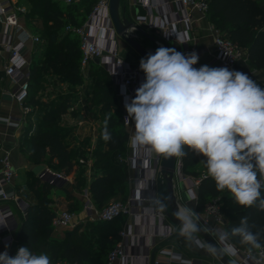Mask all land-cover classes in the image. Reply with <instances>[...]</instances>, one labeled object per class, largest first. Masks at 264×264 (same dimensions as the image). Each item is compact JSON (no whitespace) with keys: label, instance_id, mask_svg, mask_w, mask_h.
Returning a JSON list of instances; mask_svg holds the SVG:
<instances>
[{"label":"trees","instance_id":"trees-1","mask_svg":"<svg viewBox=\"0 0 264 264\" xmlns=\"http://www.w3.org/2000/svg\"><path fill=\"white\" fill-rule=\"evenodd\" d=\"M96 1L83 0L80 3L65 5L61 0H25L30 6L28 12L22 13L25 25L47 39L44 58L40 63L33 61L29 65L28 96L25 104L32 106L33 110L40 104V94L46 87L49 73L56 74L72 84L82 82L80 38L75 32L67 30V26L84 24ZM263 1L207 0L208 18L215 24L218 31L233 41L243 53L237 59L234 70L244 72L250 77L253 76L254 70L264 69ZM106 35L104 44L107 45L110 43L109 37L112 34L107 33ZM68 41L71 42L67 43ZM90 64L91 68H95L106 78L104 81L101 79L98 81L92 100L94 104H103L106 115L111 113L108 127L112 139L102 143L106 147L104 151H98V149L95 151V163L103 170L93 176L88 187L95 206L102 208L114 195L121 194L126 198L129 194L127 166L121 160L128 150L129 134L123 122L122 110L109 75L104 71L100 62L92 60ZM203 65L210 67L209 63L199 58L194 67L199 68ZM4 77V71L0 70V99ZM259 86L264 88V79L259 81ZM69 104L59 103L46 111L42 124L37 126L35 135L29 137L28 129L22 133L23 142L29 146L30 160L36 164L47 162L57 170L66 172L67 175L75 171V165L68 145L64 141V129L55 124L54 120L67 111ZM185 152L187 155L180 157L181 173L200 180L197 186L195 210L203 213L206 205L218 198L225 219L224 229L230 242L241 250L262 249L264 254V211L257 206L242 207L235 202L227 190L218 191L203 163L206 158L189 150L186 146ZM54 186L56 185L39 176L28 183L35 202L28 203L27 214L22 219L23 229L18 241L36 254L49 255L51 261L107 264L108 253L120 240V227L117 225V220L122 216L109 221H89L85 232L69 235L60 241L49 240L54 230L53 218L57 213L49 195ZM261 196L264 197V187L261 188ZM77 200L74 198L73 204H76L74 211H81L83 204ZM243 218H247L248 230L257 235L259 248L242 243L241 237L233 234L234 229L242 226ZM174 237L178 240L186 238L180 234V231ZM44 242H49L50 247L43 245Z\"/></svg>","mask_w":264,"mask_h":264},{"label":"clouds","instance_id":"clouds-1","mask_svg":"<svg viewBox=\"0 0 264 264\" xmlns=\"http://www.w3.org/2000/svg\"><path fill=\"white\" fill-rule=\"evenodd\" d=\"M176 39H183L174 33ZM199 56L172 47H158L141 58L139 68L145 80L134 98L125 97V109L134 121V147L168 157L187 155L185 146L202 155L208 175L218 191L227 190L242 207L257 206L264 211V88L244 72L227 67L195 68ZM111 113L103 121L102 138L112 139ZM190 200L195 199L189 193ZM161 211L166 205L157 201ZM181 221L180 234L195 240L199 231L195 213L184 207L175 213ZM246 219L233 230L241 242L259 248L257 235L248 230ZM221 242L227 234H220ZM213 255H236L225 243L222 249L200 244ZM0 264H52L49 255L35 254L21 246L15 255L0 253Z\"/></svg>","mask_w":264,"mask_h":264},{"label":"built area","instance_id":"built-area-1","mask_svg":"<svg viewBox=\"0 0 264 264\" xmlns=\"http://www.w3.org/2000/svg\"><path fill=\"white\" fill-rule=\"evenodd\" d=\"M65 4L71 5L80 3L83 0H62ZM177 12L173 17H162L156 22L149 23L150 28L164 29L167 34L176 39L174 33L179 34L183 39H177L184 43L183 53L188 54L197 51L188 44L189 35L194 15L193 10L196 9L201 13H206L208 9L207 0H176ZM163 2L160 6H165ZM151 8H157L159 5H151ZM20 12L23 9L14 3V0H0V24L6 28H12L16 37L10 36L0 42L8 53V62L4 67L5 76L10 79L14 88L3 90L2 97L6 96L10 101L21 105L23 112L30 110V105L25 104L28 96V80H29V52L30 44L38 42L40 38L34 35L22 22ZM141 20H146L142 17ZM67 30L75 32L80 38V48L82 51L81 66L88 65L92 60L98 58L100 62L107 67L109 74L119 83V95L125 104V97L130 99L134 97V93L130 90L136 85L140 78L144 76L139 64L128 62L119 55L115 42V28L113 26L110 15V0H97L94 4L88 19L84 24L79 26H67ZM111 33L109 37L110 43L104 44L106 34ZM214 45L216 46V55L209 62L210 67H227L234 70L235 63L239 57L243 55L241 49L230 39L224 37L219 31L215 33ZM198 54V53H197ZM123 122L126 126L130 125L132 119L128 117V113L122 115ZM0 122L8 127H20L23 117L10 115L1 118ZM2 147V138L0 132V149ZM133 148L136 150L137 147ZM162 154L153 151L149 156L142 157L139 154L130 155L121 158L129 167L141 173L136 175L139 188L149 182H156L161 175ZM80 162H84L80 159ZM145 163V168H140V163ZM0 245L2 249L0 253L7 251L9 255H15L19 246H17V234L19 232L22 219L27 214L28 202H26L18 193L16 178L17 171L12 163L10 152L5 151L0 157ZM182 163L180 157L177 161V174L179 179L188 184L189 193L195 194L197 201V186L199 178L191 177L181 173ZM53 174V175H51ZM39 177L53 184H58L63 180L66 181L67 176L61 173H55L45 168L39 173ZM83 211L89 221H109L121 215L130 216H152L158 218L163 223V228L149 234V237L157 241H165L174 237L176 230L169 224L165 211H161L157 201L159 198L155 191L149 196L140 193L131 196L127 200H114L102 208H97L92 200L91 194L86 189L83 193ZM160 201V200H159ZM149 202L150 206L139 209V205ZM15 206L17 211L12 208ZM75 215L70 210H61L56 213L53 218L54 228H64L74 225ZM200 224L208 231L215 233L217 236L226 234L224 229L225 219L221 212L218 198L210 201L202 213ZM128 233L121 232V240L110 250L107 256V264H128V262L137 255L131 254L127 250ZM200 244L209 245L204 239L196 238ZM217 241V240H216ZM218 242V241H217ZM223 248L225 243L232 245L236 249V255L229 257L235 264H264L263 250L257 251L241 250L235 247L227 237L225 242H218ZM16 248V249H15ZM206 248V247H201ZM212 260L187 259L174 250L161 249L160 253L154 257V264H220L216 255ZM144 257L150 259V253L144 254ZM52 262V261H51ZM52 264H76L71 262H57Z\"/></svg>","mask_w":264,"mask_h":264},{"label":"crops","instance_id":"crops-1","mask_svg":"<svg viewBox=\"0 0 264 264\" xmlns=\"http://www.w3.org/2000/svg\"><path fill=\"white\" fill-rule=\"evenodd\" d=\"M61 2L64 3L62 0ZM163 2H166V5L160 6ZM14 3L23 9V12H20V17H21V22L25 25L22 13L28 12L30 9V6L29 4L25 2V0H14ZM151 5H159V7L151 8L150 7ZM262 6L264 8V1L262 2ZM120 11L125 16L133 19L149 35L154 37L155 40H151L148 37L139 33L138 31L130 32V35L138 39L142 44H143V41L145 40L148 41V43L146 44L144 43L143 45L150 53L154 54L155 50L161 46L172 47V48H175L177 51H180L183 53L184 48H185L184 43L169 36L164 29L149 27V23L156 22L160 20L162 17H165V16L173 17L175 13L177 12L176 0H121ZM193 15H194L193 24H192L190 31L188 32V35H189L188 44L190 47L194 48L197 51L199 58L209 63L213 59V57L216 55V52H217L216 46L214 45V37L218 29L216 28L215 24L208 18L206 13H201L197 11L196 9H194ZM142 17H146V20L145 21L141 20ZM28 29L34 35L38 37L41 36L39 33L34 32L32 29L30 28ZM10 36H12L13 38L16 37L14 30L10 27L6 28L4 25L0 24V42L3 41L4 39L5 40L8 39ZM116 38L117 39L121 38V40L125 43V45L119 46L120 44L118 43ZM70 42L71 41H68L67 43H70ZM115 42L117 45L119 55L121 57H123L121 55L122 52H127L129 56L132 57L131 60H128L123 57L128 62L139 64L141 58H145L134 47H132L127 41H125L121 36H119L117 33L115 34ZM128 44L131 46V48L127 47ZM46 47H47V39H45L42 36L38 42L31 43L30 52H29V62L31 63V59L34 55V52L38 53V57H39L38 61L40 62L44 58ZM7 62H8V53L5 49H3L2 46H0V70L4 71V67L7 64ZM100 64L102 65L104 71L110 77L112 87L116 93L118 104L122 110V114L126 113L127 111L125 109L123 99L119 95V91H120L119 83L109 74L107 67H105L101 62ZM80 70H81L82 82L80 84H72L70 81L65 80V83L67 86L71 85L72 87L74 86L78 87V86H84L85 84L86 85L94 84L99 81L98 79L99 75L102 76V73L98 72L95 68H91L90 63L86 66H80ZM254 71H253V74L255 73ZM257 71L258 70H256V72ZM258 72L262 74L260 79H264V69H261ZM144 80H145V75L142 76L139 82L133 87H131L130 90H132L133 93L135 94V90L141 85L142 82H144ZM46 86H47V83H46ZM12 88H14V84H12L10 79L5 76L3 78L2 91L12 89ZM43 91L41 92V94H43ZM81 94L84 95V97H81V99L83 100V106L87 104L88 102H91V104L87 105L86 108L82 107V109L80 110V114H77L78 110L75 109L76 106L73 103L72 104L70 103L71 105L68 106L67 111L61 114V116L64 118V120H66L67 122L71 124L72 129L75 131L74 133L75 135L77 134L81 135V137L79 136V138L86 136L87 139H89V145L94 147L95 142H97L98 140V137L102 135L103 126H104L103 121L105 119L106 112L103 108V104H94L92 100L93 93L92 94L89 93V95H91L89 99L90 101L88 100L89 96L86 94L85 91H81ZM10 115L20 116V117L22 116L23 122L20 125V127H12V126L8 127L0 122V132H1V138H2V147L0 149V157L4 154L5 151H9L12 163L15 166L16 171H17L19 167L26 168L29 164V156L28 155L24 156L23 153H20V150H19L20 137H23L22 133L26 129H28L29 137L32 135H35L38 127L34 125L36 116H35L32 106H30V110L25 113L23 112L21 105H19L16 102L10 101L6 96H3L0 99V119L8 117ZM126 128H127L129 136H128V143H127L128 150L124 157L135 155V154H139L142 157L149 156L151 151L148 148L137 147L136 150L133 148L131 137L134 132V121L132 120L131 124L126 126ZM78 143L75 140L74 144H78ZM89 156L90 157H86V156L79 157V161L80 159L84 160V162H81V163L87 164L88 173H90V167H91L90 161L92 160V158H94L92 156V153ZM126 166H127V172H128L129 194L123 200H127L131 196H135L138 193L149 196L153 193V191H155L159 200L163 202L166 206H168L167 205V202H168L167 182L162 176H159L155 183L149 182L143 187H141L140 189H138L139 185L135 178L137 174L141 173V170L139 172V168L137 171L129 167L127 164ZM145 166L146 165L144 162L140 163V168L141 167L145 168ZM199 168L201 169L202 167L199 166ZM0 170H1V165H0ZM17 176H18V173H17ZM89 183L86 187L87 190L89 187ZM16 185H17V190H18L19 195L26 202L28 203L35 202V198L33 197L30 190H29L28 195H25V196L21 195V191L19 189L17 182H16ZM187 186H188L187 183L181 181V187L177 190V183L174 180V190H175V195L177 197V201L181 205L182 208L184 207L191 208L195 213V222L200 223L202 213H198L195 210L196 201L190 200L188 198L189 192L187 190ZM161 187H162V193H160ZM72 194L74 195V197L73 199H70L69 201H67L68 206L73 204L74 198H76V194L74 192H72ZM50 197L53 200L52 204L56 212L61 211V210H67V209L62 208V204H61L62 202H59L61 200L59 196H50ZM77 198L80 200V203L83 204V201H84L83 197L77 196ZM115 198H123V197L121 196V194H116L113 197H111L107 201V203L116 200ZM148 206H150L149 202H144L142 205H139L138 208L144 209ZM71 212H73L75 215L74 225L69 226V227H64V228H54L49 240L60 241L64 238H67L69 235L80 234L87 230V228L85 227L87 223L89 222V220L88 218H86V214L83 211V208L81 211L73 210ZM121 216L122 218L117 220V225L120 227L119 228L120 229V232H119L120 240H121V232L126 231L128 233L127 250L129 253L137 255V256H134L128 262V264H151L152 254L154 253V257H156L160 253L161 249L177 251L182 255L183 258H187V259L193 258V259H201L204 261L214 259L212 254L208 252L206 248H201V246L195 242L197 241L196 233L194 235L195 240H189V239L187 240L186 238L178 240L175 237H171V238L166 239L165 241L156 242L155 239L149 237V234L156 232L158 230H161L163 228L162 226L163 223L160 219L152 217V216H135V217L130 216V215H121ZM169 224L175 228L176 233L180 231L181 227L175 225L171 220L169 221ZM209 233L215 239L216 234L210 231ZM17 246L21 247L24 245L21 244L17 240ZM1 249H2V245H0V250ZM147 253H150V259L144 257V254H147ZM52 262L62 263V262H67V261L58 260V261H52Z\"/></svg>","mask_w":264,"mask_h":264},{"label":"rangeland","instance_id":"rangeland-1","mask_svg":"<svg viewBox=\"0 0 264 264\" xmlns=\"http://www.w3.org/2000/svg\"><path fill=\"white\" fill-rule=\"evenodd\" d=\"M41 38V36H39ZM117 39V38H116ZM118 43L120 44L119 46L125 45V43L121 40V38L117 39ZM41 43V42H40ZM148 43V41H143V44ZM37 46V45H36ZM35 46V48H36ZM127 47L131 48V46L128 44ZM121 49V47H120ZM124 58L131 60V56L127 52H122L121 54ZM34 57V58H33ZM31 62L35 61L36 63H40L38 61V53L34 52ZM259 71V70H258ZM254 71L255 73L253 76L250 78L253 79L258 85L259 81L262 80L260 79L261 73ZM99 80L101 79L104 81L105 75H99ZM98 82L94 84H85L84 86H74L72 87L71 85L67 86L65 83L64 78H61L60 76L49 73L47 75V86L45 87L43 94L40 95L39 101L40 104L39 106L35 107L33 110L36 118L34 125L39 126L42 124V119L43 115L46 111H49L52 109V107L56 106L59 103H62V105H65L66 103H73L78 110L77 114H80V110L82 107L86 108L87 105H90L91 102H88L83 106V100L81 97H84L83 94H81V91H85L86 94L89 96L88 100L90 99L91 95L89 93H93L94 89L97 88ZM93 95V94H92ZM90 101V100H89ZM69 104V105H71ZM76 110V111H77ZM55 124L60 125L64 129V141L68 145V148L71 152V157L74 161L75 165V171L72 174L67 175L66 172L64 171H59L57 170L56 167L50 165L49 163H40L36 164L32 160L29 159V164L25 168L19 167L17 169V184L19 186V189L21 191V195H28L29 193V188H28V183L32 180L35 179L36 177L39 176V174L34 173V168L37 165H44L45 168H48L50 171L55 172V173H61L65 176H67V180L64 182H59L58 184H55L51 191H50V196H59L61 200L59 202H62V208L73 211L76 208V204H71L70 206L67 205V201L70 199H73L74 195L72 192L76 194V198L78 197H83V193L85 192V189L90 181L91 178H93L94 175L97 173H100L103 168L102 167H97V164L95 163L96 156H95V151L98 149V151H104L106 147L102 144L104 142L102 135L98 137L97 142H95V146L92 147L89 145V139H87L86 136H83L82 138L81 135H75V131L72 129L71 124L64 120V118L60 115L59 117H56L54 120ZM24 137H20V143H19V150L20 153H23L24 156L28 155V144L24 143L23 140ZM75 140L77 141L78 144H74ZM90 148V149H89ZM92 153V160L90 161V173H88L87 169V164L81 163L79 161L80 156H86L90 157L89 155ZM175 181L177 183V190L181 187V181L179 178H175ZM72 194V196H69V194ZM160 193H162V187L160 190ZM78 199V198H77ZM116 200H123V198H115ZM77 201L80 202L78 199ZM167 205L168 202H167ZM13 210L16 212L17 209L15 208L14 205H12ZM215 239L219 242V236L215 235ZM43 245H47L50 247L49 242H44Z\"/></svg>","mask_w":264,"mask_h":264},{"label":"water","instance_id":"water-1","mask_svg":"<svg viewBox=\"0 0 264 264\" xmlns=\"http://www.w3.org/2000/svg\"><path fill=\"white\" fill-rule=\"evenodd\" d=\"M121 0H110V15L112 18L113 26L115 32L121 36L125 41H127L132 47H134L143 57H146L150 52L144 47V45L136 38L130 35L132 31H138L142 35L148 37L151 40H155L153 36L149 35L140 25H138L133 19L125 16L120 11ZM95 61L99 62L96 58ZM179 157L172 156L168 157L162 156L161 163V175L167 182L168 190V206L165 208V212L168 218L177 226L181 227V221L177 219L175 213L178 209L182 208L177 201L174 190V180L179 178L177 174V161ZM45 169L44 165H37L34 168V173L39 174ZM53 175V174H51ZM64 181V180H63ZM197 223V222H196ZM199 231L196 232V238L204 239L209 245H212L218 249H222L219 243L211 236L209 231L204 228L200 223H197ZM23 228V223L20 226L19 232L17 234V240L19 239V234ZM228 237V236H227ZM220 264H235L229 255H216ZM151 264H154V253L151 257Z\"/></svg>","mask_w":264,"mask_h":264}]
</instances>
